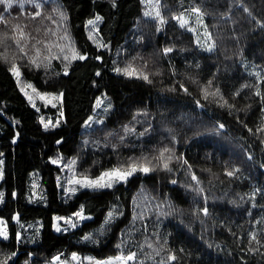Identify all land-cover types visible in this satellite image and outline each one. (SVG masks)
Instances as JSON below:
<instances>
[{"label": "trees", "instance_id": "trees-1", "mask_svg": "<svg viewBox=\"0 0 264 264\" xmlns=\"http://www.w3.org/2000/svg\"><path fill=\"white\" fill-rule=\"evenodd\" d=\"M160 6L163 22L144 14L142 0L0 6L7 22L0 23V218L8 228L0 261L134 253L128 264H264V0ZM97 14L105 49L86 29ZM183 15L188 27L175 19ZM13 66L38 89L63 92L62 124L44 128ZM126 67L151 82L116 72ZM104 93L112 109L102 124L82 130ZM59 152L75 157L85 174L132 163L154 170L64 200L61 167L53 163ZM35 172L45 203L29 198ZM81 208L92 217L55 230V214ZM30 223L39 224L33 233L24 228Z\"/></svg>", "mask_w": 264, "mask_h": 264}, {"label": "rangeland", "instance_id": "rangeland-1", "mask_svg": "<svg viewBox=\"0 0 264 264\" xmlns=\"http://www.w3.org/2000/svg\"><path fill=\"white\" fill-rule=\"evenodd\" d=\"M43 1L45 0H12L11 7L17 5L23 9L28 5L38 6ZM160 2L161 0H142L144 14L148 17L156 19L159 22L162 21ZM2 4L5 5V9L7 11L11 8L8 6L7 3H0V6ZM157 13H159V15H157ZM97 17H99V19H97ZM102 19L103 17L101 14H97L96 16L88 19L86 22V29H87L88 35L90 39L92 40V42L97 47L105 49L108 47V45L106 44L100 32V24L102 22ZM182 19H185L188 21V24L186 25L188 27L190 20H191L190 17L183 15ZM200 20L203 22L205 21L204 15L200 14ZM89 21H93V23L89 24ZM203 22L202 24H204ZM199 33L200 31L196 33L198 37H199ZM200 38H201V35H200ZM207 40L205 39L203 43L207 44ZM207 45L209 46L210 43H208ZM16 67L19 68L20 70L19 76L14 74L17 79L18 85L20 89L22 90V92L24 93V95L26 96V98L28 99L29 103L39 111L40 119H41V122L44 128L51 129V128H55L59 126L60 124H62L64 121V117H65L64 110H63V101H64L63 92L62 91H43V90L38 89L31 80H28L27 78L24 77L20 67L19 66H16ZM250 69L252 72L258 73V70L255 69V67L250 66ZM112 107H113V104L109 96L106 93L100 95L95 103L94 112L85 121V123L82 126V130H88L99 124H102L104 120L106 119L105 118L106 115L110 112ZM46 125L47 127H45ZM54 161H56V164L61 167V172L58 174V183H59L60 195L64 200H69L70 198L75 196L80 190L92 189V188L84 186V184L86 183L85 178H87V180H96L104 172L110 171L115 168H120L124 170V169H127L128 167V166L127 167L112 166V167H108L100 174L92 175V174H85L78 169L77 159L75 157H65L62 153L59 152L54 157ZM32 178L33 179L30 184V196H29L30 200L36 201L39 203H45L46 195H45L44 188L41 182L40 173L38 172L33 173ZM75 181H80V183H75ZM121 182H125V181H121ZM121 182H114L113 186ZM76 213H81L82 216L85 218L82 219L80 216H77ZM91 217L92 216L90 214L85 213L82 208L79 209L77 212H74L71 214H55L54 228L56 231H57V228L60 229L59 231L71 230L77 227L79 224H81L84 220H87ZM57 218H62V219H57ZM73 225H75V227H73ZM38 226H39L38 223H35V224L30 223V224L24 225V228L26 230L29 229L27 232L33 233V231L36 230ZM0 229H6L8 232L7 224L2 218H0ZM71 257H73V255ZM76 257L77 259H69L68 257L59 258L57 264H75V263L77 264H96L97 261H109V260L112 261V264H128V261L115 260L114 259L115 256L109 257L105 260H98L96 258H93L91 254H84V255H78V256L76 255Z\"/></svg>", "mask_w": 264, "mask_h": 264}, {"label": "snow or ice", "instance_id": "snow-or-ice-1", "mask_svg": "<svg viewBox=\"0 0 264 264\" xmlns=\"http://www.w3.org/2000/svg\"><path fill=\"white\" fill-rule=\"evenodd\" d=\"M0 3H7L9 7H11L12 5V0H0ZM192 11L198 15L202 14L200 12L199 8H193ZM39 13H36V16H39ZM62 15V14H61ZM157 15H159V13H157ZM97 19H99V17H97ZM175 19L179 20L180 24L182 27H185L188 24V21L185 19H182L181 17H176ZM163 22V21H161ZM0 23H7L4 18L2 16H0ZM93 21H89V24H92ZM193 31L195 29H192ZM20 36L21 38L24 37V33L23 30H20ZM16 43H19V41H15ZM214 43L209 45L208 47V51H212L213 47H214ZM172 51V49H165V52H170ZM74 58H78L80 60H83L86 58V56L84 55H78L77 57ZM65 59H67V57H65ZM33 64H35V61H32ZM10 71H12L15 75L19 76L20 75V70L19 68L13 66ZM116 72L117 73H122L125 76H128L130 78H138V79H143L145 81H149V77L146 74H142V73H137V71L135 69H130L128 67L124 68V69H120V68H116ZM97 75H99V73H97ZM211 83V82H209ZM185 91H187V89H184ZM218 91V90H217ZM256 95H260V92H257ZM62 96V94H61ZM205 98H207V89H205ZM99 106V105H98ZM62 115V113H61ZM47 127V125L45 126ZM221 127H223V125H221ZM260 131H264V128L259 129ZM249 131H251V129H249ZM169 151L167 148L164 149V152ZM160 158H163V152L160 155ZM147 159V158H145ZM168 159L170 160L171 157L169 156ZM53 163H56V161H53ZM0 164H2V161H0ZM164 169H168V164L164 163L163 165ZM154 169L149 167L148 164H137V163H132L131 165H129L127 167V169H120V168H115L112 169L110 171L104 172L101 174V176L96 179V180H87L86 179V183L84 184L85 187H89L92 189H103V188H111L113 187V183L114 182H121V181H127L129 177H131L132 175H134L137 172H142V173H149L151 171H153ZM229 176L233 175L232 172L228 173ZM107 178V179H106ZM193 180H196V176L193 175L192 176ZM173 183H176V181H172ZM75 183H80V181H75ZM2 193H0V197H2ZM203 211L205 212V214L207 213V209H203ZM77 216H80L82 219L85 218L82 216L81 213H76ZM109 215H111V213H109ZM57 219H62V218H57ZM70 222V221H69ZM73 227H75V225H73ZM60 229L57 228V231H59ZM0 237H2L3 239L7 240L8 239V232L6 229H0ZM17 239H19V235L17 234ZM85 239H88V237H85ZM253 239H255V237L253 236ZM13 255H15V253H13ZM135 258V254H131L128 255L127 257L124 256H117L114 259L117 261H131ZM59 259V258H56ZM72 259H77L76 255L73 254ZM0 264H7V259L0 261ZM96 264H112V261H97Z\"/></svg>", "mask_w": 264, "mask_h": 264}]
</instances>
